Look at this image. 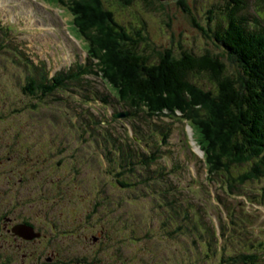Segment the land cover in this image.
Here are the masks:
<instances>
[{
  "label": "rangeland",
  "instance_id": "1",
  "mask_svg": "<svg viewBox=\"0 0 264 264\" xmlns=\"http://www.w3.org/2000/svg\"><path fill=\"white\" fill-rule=\"evenodd\" d=\"M102 2L132 37H143L137 49L152 64L166 50L178 59L183 52L210 53L225 63L226 75H239L241 67L216 39L227 27L228 9L244 3L239 15L249 20L248 30L260 34L264 30V0ZM64 3L0 0V160L9 143L16 144L22 160L18 167L2 160L0 179L15 172L14 178L29 183L35 176L38 193L44 191L52 198L48 209L38 200V211L32 203L23 204V211L37 212L40 220L53 207L54 225L71 228L52 227L48 235L54 231L55 246L66 255L74 254L73 264L84 262L81 257L98 248L104 250L102 264H230L229 257L245 253L250 245L257 263L264 264V247L259 246L264 245V177L245 183L234 194L221 182H208L203 151L189 122L168 114L151 119L119 104L117 90L95 73L96 60L76 40L80 35L68 24L72 18L62 12L67 8ZM88 66L94 73L81 83L68 80L63 89L43 95L57 72L58 78H68ZM191 79L216 92L206 73ZM30 83L34 94L26 90ZM117 114L125 118H112ZM77 133H82V140ZM101 141L112 150L103 149ZM129 144L137 158L143 153L152 160L149 168L137 167L139 173L133 166L134 173L124 176L125 181L132 177L131 187H122L116 179L115 158L119 149L130 157ZM126 162L129 165L130 159ZM246 169L235 172V177ZM138 174L155 179L148 185ZM84 211L93 218L81 215ZM80 218L91 225L65 236L63 231L74 230ZM103 227L113 240L102 246L88 243L86 236ZM225 232L229 237L222 235ZM78 238L82 243H77Z\"/></svg>",
  "mask_w": 264,
  "mask_h": 264
},
{
  "label": "trees",
  "instance_id": "2",
  "mask_svg": "<svg viewBox=\"0 0 264 264\" xmlns=\"http://www.w3.org/2000/svg\"><path fill=\"white\" fill-rule=\"evenodd\" d=\"M64 6L73 15L79 37L88 43V56L97 62L95 73H100L117 90L119 104L129 112H139L151 119L168 114L189 122L194 139L203 151L208 182H221V187L234 194L245 183L264 177V30L261 34L248 30L249 20L239 15L244 3L238 2L228 9L227 27L216 34L227 56L241 67V74L234 76L226 75L225 63L210 53L196 56L183 52L178 59L172 50H166L152 64L137 49L143 37H132L117 23L112 12L105 10L102 0H65ZM93 73L88 66L81 72H72L68 78L55 77L45 86L43 95L63 89L68 80L81 83ZM203 73L209 75L216 92L192 81V76ZM30 85L26 90L34 94ZM141 155L127 157L119 149L115 156L119 161L116 179L120 186L131 187L132 177L128 176L129 180L125 181L124 176L134 173L133 166L149 168L148 160L152 158ZM242 167L247 169L235 177V172ZM138 175L148 185L155 179ZM222 235L229 237L227 232ZM246 250L229 257L228 263L259 264L252 245Z\"/></svg>",
  "mask_w": 264,
  "mask_h": 264
},
{
  "label": "flooded vegetation",
  "instance_id": "3",
  "mask_svg": "<svg viewBox=\"0 0 264 264\" xmlns=\"http://www.w3.org/2000/svg\"><path fill=\"white\" fill-rule=\"evenodd\" d=\"M75 136L80 140L83 139L82 133H77ZM98 139L99 137L94 138L96 146L100 145L99 141H97ZM110 143L113 145L115 141ZM105 144L107 145L106 149L104 148ZM12 145V143L8 144L6 153L3 155L4 159L0 160V164H3V161H9L13 163L14 167L21 166L22 160L20 156L16 155L18 153L16 144L14 146ZM102 145L103 149L108 151L112 150V148L108 147L106 141H101V146ZM114 151H116L115 155H117V148H115V146ZM71 160L76 163V156H73ZM115 160L116 165L114 169L117 170L118 158L116 157ZM106 167L110 166L106 164ZM30 168L34 169V164L31 165ZM13 174L14 176L6 180L0 179V264H73L75 258L74 254L69 252L68 255H66V252L61 246H55L53 243L55 240L54 231L48 235V231H50L52 227L59 230L71 228L62 224L57 226L54 225L56 221L52 215L54 213L53 207L50 212L47 211L45 213L44 219L40 217L41 221L38 218L37 212L32 213L31 211H23V204L26 203L34 204L35 211H38V200L47 204L44 208L48 209L51 205L49 202L52 198L50 199L46 196L44 191L42 194L38 193V190L35 189L38 185L35 176H31L33 177V182L23 183L22 179L17 180L14 178L16 176L15 172ZM0 177H3V175ZM31 183H33V188L30 187ZM25 190L26 192L23 193ZM118 205L117 202L116 207ZM81 215L87 218H93V214L88 211H84ZM81 215H78V217ZM73 225L72 229L74 230L63 231V234L65 235L66 232H68L69 234L72 233V235H77L78 232L83 229L86 230L91 224L84 221L83 218H80L78 221L74 222ZM90 236L91 237L86 236V240L92 245L98 244L102 246L113 240V238L109 236L106 227L101 228L98 232ZM77 243H82L80 238H78ZM83 250L85 249L83 248ZM88 251L89 255L81 257L84 262L78 261L76 264H84L86 262L91 264H102L100 254L104 253L103 248H98V250L90 249ZM66 258L71 261L66 262Z\"/></svg>",
  "mask_w": 264,
  "mask_h": 264
},
{
  "label": "water",
  "instance_id": "4",
  "mask_svg": "<svg viewBox=\"0 0 264 264\" xmlns=\"http://www.w3.org/2000/svg\"><path fill=\"white\" fill-rule=\"evenodd\" d=\"M160 2H166V1H171V0H159ZM115 118H125V114H117V115H114Z\"/></svg>",
  "mask_w": 264,
  "mask_h": 264
},
{
  "label": "bare ground",
  "instance_id": "5",
  "mask_svg": "<svg viewBox=\"0 0 264 264\" xmlns=\"http://www.w3.org/2000/svg\"><path fill=\"white\" fill-rule=\"evenodd\" d=\"M78 41H80L81 39H77ZM155 135V134H154Z\"/></svg>",
  "mask_w": 264,
  "mask_h": 264
}]
</instances>
